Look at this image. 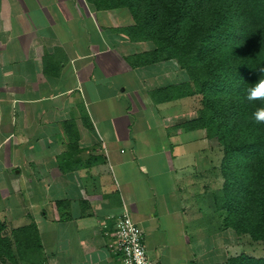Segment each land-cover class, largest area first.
<instances>
[{
    "label": "crops",
    "instance_id": "1",
    "mask_svg": "<svg viewBox=\"0 0 264 264\" xmlns=\"http://www.w3.org/2000/svg\"><path fill=\"white\" fill-rule=\"evenodd\" d=\"M133 25L87 0H0V224L35 226L29 264H119L106 234L123 206L151 264L243 254L216 204L222 148L190 127L200 96Z\"/></svg>",
    "mask_w": 264,
    "mask_h": 264
},
{
    "label": "trees",
    "instance_id": "2",
    "mask_svg": "<svg viewBox=\"0 0 264 264\" xmlns=\"http://www.w3.org/2000/svg\"><path fill=\"white\" fill-rule=\"evenodd\" d=\"M97 10L126 8L134 25L122 31L132 41L155 46L150 62L173 60L200 96L191 128L204 129L222 148L224 225L252 241L264 240V125L251 114L264 102L249 103L246 90L264 66V0H87ZM33 224L7 231L0 224V261L29 264L39 259ZM230 264H264L242 255Z\"/></svg>",
    "mask_w": 264,
    "mask_h": 264
},
{
    "label": "built area",
    "instance_id": "3",
    "mask_svg": "<svg viewBox=\"0 0 264 264\" xmlns=\"http://www.w3.org/2000/svg\"><path fill=\"white\" fill-rule=\"evenodd\" d=\"M108 250L119 258V264H151L147 256L143 232L125 206L114 218V229L107 233Z\"/></svg>",
    "mask_w": 264,
    "mask_h": 264
},
{
    "label": "clouds",
    "instance_id": "4",
    "mask_svg": "<svg viewBox=\"0 0 264 264\" xmlns=\"http://www.w3.org/2000/svg\"><path fill=\"white\" fill-rule=\"evenodd\" d=\"M264 73V66L256 69L253 75L259 77ZM245 99L249 102H264V78H257L254 85L246 90ZM251 122L264 125V107H257L251 114Z\"/></svg>",
    "mask_w": 264,
    "mask_h": 264
},
{
    "label": "rangeland",
    "instance_id": "5",
    "mask_svg": "<svg viewBox=\"0 0 264 264\" xmlns=\"http://www.w3.org/2000/svg\"><path fill=\"white\" fill-rule=\"evenodd\" d=\"M144 4V2H142ZM139 0V4L143 7V4ZM130 12V11H129ZM200 106V105H199ZM218 146V145H217ZM241 243H243V254L240 253L238 257L245 255L249 258H264V240L261 241H252L249 235H245L243 237V240H241ZM241 245V244H240ZM236 256V258H238ZM235 259V258H234Z\"/></svg>",
    "mask_w": 264,
    "mask_h": 264
}]
</instances>
